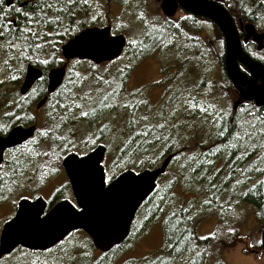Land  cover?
<instances>
[{
  "label": "trees",
  "instance_id": "obj_1",
  "mask_svg": "<svg viewBox=\"0 0 264 264\" xmlns=\"http://www.w3.org/2000/svg\"><path fill=\"white\" fill-rule=\"evenodd\" d=\"M209 1L220 4L238 24L250 23L256 31L264 24V0H235V4H228V0ZM126 5V0H13V4L6 7L4 0H0V31L5 33L0 37V59L5 71L14 78L15 98L22 102L17 89L26 65L32 64L44 75L27 97V113L47 95L45 76L48 70L64 64L60 47L84 28L104 26L112 7L118 6L119 14L127 18L135 13ZM187 15V32L166 18L152 21L150 27L141 26L142 36L127 41L123 52L124 56L130 57L129 63L108 73V83L93 99L80 100L83 104L82 110L76 114L77 119L69 112V115L57 121L55 125L58 128L49 141L50 149L46 154L38 153V145L47 141V133L7 152L4 170L0 173V206L18 189H23L28 183L27 178L38 182L39 186L46 184L55 171L61 169V161L66 155L75 152L84 156L97 146L95 143L105 146L107 155L103 168L109 181L128 170L138 173L153 169L166 157L172 156L167 170L157 181L155 191L137 212V215L141 213L145 218L146 225L161 222L163 246L141 260L128 261L127 264H226L223 252L239 243L237 232L225 230L228 223L221 215L217 217L218 224L214 230L206 236L194 234L195 223L199 217L215 216L219 208H223L222 213L225 212L224 195H227L232 181L244 173L241 171L242 164L247 163L252 155L264 153V131L258 120L264 107L256 108L253 103H242L228 112H217L204 102L202 98L212 94L214 85L204 82V70L200 71V66L205 65V53L210 54L212 50L208 41L205 42L200 36L199 23L209 24L218 34L222 49L218 55L220 70L226 85L233 87L224 73V43L220 32L210 21ZM160 21L164 22L161 26ZM238 33L242 38L243 31L240 29ZM172 34L176 36L175 39L171 38ZM181 37L184 46L179 53L186 54L184 59L176 57L169 59L166 65L161 64V77L153 83L154 88L162 90L164 101L154 107L148 98L139 100L140 90L129 87L133 69L146 59L158 58L164 45ZM246 45H242L246 54L264 65V48L257 51L255 45L253 50L248 51ZM80 62L67 64L62 86L53 95H47L46 105L39 112L34 111V114L45 111L48 104L53 102L56 119L63 109L76 100L75 94L82 85L77 73ZM184 74L191 83L189 89L184 88L182 83L177 85ZM57 94L59 97H56ZM185 98L189 100L186 108L178 110V104L185 102ZM237 99L234 90L232 102L235 103ZM19 102L12 105L14 110L9 117L21 114ZM0 107L4 105L0 104ZM250 110L254 112L248 118L253 121L252 128H248L245 119ZM24 122L34 125V122L26 119ZM256 129L257 137L251 140L255 146L252 152L247 153L250 148L247 134ZM240 134L243 135L241 141L237 138ZM262 170L264 176V165ZM249 191L243 201L261 212L264 209V181ZM66 192H70L68 184L55 192L49 205L64 200ZM6 220L0 217V224ZM135 224L133 222L131 225L130 235ZM79 238L80 244L77 243ZM126 241L108 254H98L90 239L78 231L46 252L18 248L11 255L3 257L0 264H112ZM259 249L264 253L262 245ZM51 254L50 263L40 259Z\"/></svg>",
  "mask_w": 264,
  "mask_h": 264
},
{
  "label": "water",
  "instance_id": "obj_2",
  "mask_svg": "<svg viewBox=\"0 0 264 264\" xmlns=\"http://www.w3.org/2000/svg\"><path fill=\"white\" fill-rule=\"evenodd\" d=\"M156 1L166 19L174 18L177 11L182 10L213 23L224 43V73L238 95L233 109L242 103L264 107V65L250 58L242 48L251 42L261 51L263 34L257 33L250 23L240 24L241 38L230 14L214 1ZM4 3L9 7L13 0H4ZM11 23L14 26V21ZM126 44L124 36L112 35L109 25L84 28L60 47L64 64L46 73V94L53 95L62 86L69 62L111 63L122 56ZM208 45L215 54L212 43L208 41ZM43 76L39 68L26 65L18 94L26 96ZM47 95L35 104L36 112L46 105ZM35 132L36 125L15 126L0 137V167L5 151L33 139ZM105 154V147L97 145L84 156L68 154L62 159L61 168L74 204L61 200L50 206L42 198L17 202L13 216L0 227V260L18 248L40 253L49 251L78 231L83 232L93 249L101 254H108L127 240L138 210L155 191L172 156L166 157L158 167L138 173L128 170L106 183L102 165Z\"/></svg>",
  "mask_w": 264,
  "mask_h": 264
},
{
  "label": "rangeland",
  "instance_id": "obj_3",
  "mask_svg": "<svg viewBox=\"0 0 264 264\" xmlns=\"http://www.w3.org/2000/svg\"><path fill=\"white\" fill-rule=\"evenodd\" d=\"M141 3L142 5L137 7V5H140ZM126 4V6L130 8L129 10H133L135 13L131 14L127 18L126 16L119 14L118 6L112 7L110 14L104 22V26L101 25L95 27L102 28L109 25L111 27L112 35H122L127 41H129L142 36L143 31L141 26L150 27L152 25V21L158 22L161 18H164L159 10V4L156 0H126ZM228 4H235V0H228ZM188 16L189 15H187L184 11L178 10L174 18L169 20L174 26L187 32L186 26L189 22ZM236 16H238V14H236ZM238 17H235L236 20ZM163 23V21H160L159 25L161 26ZM240 24H244V22H241ZM240 24L235 22L238 31L240 30ZM199 26L201 28V38L204 39L205 42L210 41L216 52V54H213L212 52L210 54L205 53V65L200 66V71L204 70V82L206 84L214 85L212 94L202 99L204 102H207L211 110L217 112H228L230 109H233L234 102H232V99H234V90L226 85L220 70L218 55L222 52L221 42L218 34H216L214 29L209 24L201 22L199 23ZM260 27L259 31L256 32L264 35V24H261ZM171 38L175 39L176 36L172 34ZM183 46L184 40L182 37L179 40H172L164 45V48L158 55V58L146 59L133 69L129 78V87L133 90H140V94L138 96L139 100L142 98H148L149 102L154 107H158L160 102L164 101L162 90L157 87L154 88L153 83L157 82L161 77V64L166 65L169 63V59L176 57L184 59L186 54L179 53ZM246 48L248 51L253 50L255 48V44L253 45L248 43ZM129 60L130 57L128 58L122 54L117 61L111 63L93 65L88 62H80V65L77 66V68L79 67V69H77V73L81 77L82 85L80 90L75 94L76 100L63 109L55 119L53 115L55 112V105L53 102L48 104L45 111H42L38 115L34 114V109L32 108V111L28 113L26 112L25 116L21 113L19 116L15 115L14 117H9L14 110L12 105L20 100L15 98L13 94L14 89L12 83L14 78L5 71L3 61L0 59V104L4 105L3 108L0 107V131L5 128H9L13 124L21 125L25 119L29 120L31 123L34 122V125L36 126L39 124L38 132H36L31 141L36 140L39 135L43 136L47 133V141L38 145V153L42 155L46 154L50 149L49 141L58 128L55 125L57 121L62 119L63 116L69 115V112L70 116L77 119L78 116L76 114L82 110L81 105L83 104L80 100L93 99L101 91L103 86L108 83L109 80L107 74L111 73V71L116 67L127 65ZM71 65L72 64H70V67ZM67 70L69 71V69ZM186 78L187 76L184 74L180 81H178L177 85L182 83L184 84V88L187 87V89H189L188 87H190L191 83ZM199 80H201L200 77ZM184 100L185 102H180V105L178 104V110L186 108L189 100L186 98ZM6 107H8V109H6ZM240 111H242V109L239 110V112ZM253 114L254 112L250 110L247 117H245L248 128H252L254 126L253 121L248 119L253 116ZM258 120H260V122L258 121L259 126H262L264 129V112H262L261 116H258ZM257 134V129L252 130L247 134V139L250 141V148L247 150V153L252 152L255 142L252 144L251 140L254 139V137H257ZM237 138L241 141L243 135L240 134ZM95 144L103 146L101 143ZM72 154L83 156L75 152ZM242 165L243 168L241 171L243 170L244 173L232 181L230 187L228 188L229 190L227 191V195H224L223 200L226 201L224 204L225 212L222 213L223 208H219L214 214L215 216H203V218L199 217L198 222L195 223L194 234L199 236L209 235L218 224L217 217L221 215V217L226 218L228 223V225L225 226V230L229 232H237L239 240V243H237L234 248L223 252V259L225 263L264 264V254L263 251L259 249L261 242L259 237L263 232L264 225V209L260 212L255 207L249 206L243 201L245 194L264 179V176L262 175L264 153L259 152L252 155L249 161H247V163H243ZM3 170L4 164L0 167V173H2ZM27 180L28 183L23 186V189H18L4 205L0 206V217H4L7 220L9 217L11 218L14 214L17 202L21 199L32 201L36 198H42L46 202L50 203L55 192L68 184L62 168L56 170L50 180L42 186H39L36 181H30L29 178H27ZM106 181H109L107 176ZM65 195L68 198L65 197L64 200H68L70 203L74 204L71 191L66 192ZM175 199H177V197H175ZM134 222L136 224L130 237L118 251L112 264H127L128 261L141 260L150 253L158 251L162 248L163 236L160 221L152 224L148 223V225H146L145 218H143L142 214L139 213V215L136 214ZM2 224L3 223L0 224V227ZM73 242L74 240H72V243ZM77 243H81L80 238L77 240ZM53 254L41 257L40 259L50 263ZM98 254L100 253L98 252Z\"/></svg>",
  "mask_w": 264,
  "mask_h": 264
},
{
  "label": "flooded vegetation",
  "instance_id": "obj_4",
  "mask_svg": "<svg viewBox=\"0 0 264 264\" xmlns=\"http://www.w3.org/2000/svg\"><path fill=\"white\" fill-rule=\"evenodd\" d=\"M158 3V2H157ZM159 4V3H158ZM24 75V74H23ZM22 79H23V77H22ZM21 84V83H20ZM31 92V91H30ZM30 92L26 95V96H23V97H21L20 96V98H21V100H22V102H19L20 104H21V113H22V115L23 116H25V114H26V111H25V109H26V104L29 102V99L27 98L28 97V95L30 94ZM44 97V96H43ZM31 102H33V99L31 100ZM18 103V102H17ZM35 107V106H34ZM34 111H35V108H34ZM29 112H31V110L29 111ZM36 112V111H35ZM15 126H23V127H28V126H30V125H28V124H25V122H23L21 125H11L9 128H5V129H3V130H1L0 131V137H4V136H6L7 135V133L10 131V129H12L13 127H15ZM3 132H5L4 134H2ZM9 150H7V151H5V153H4V156H3V163H2V165L4 164V158H5V156H6V154H7V152H8ZM1 165V166H2ZM263 233H264V228H263V232L260 234V239L262 238V235H263ZM262 245V248H264V238H262L261 239V242H260V245L259 246H261ZM264 254V253H263Z\"/></svg>",
  "mask_w": 264,
  "mask_h": 264
},
{
  "label": "snow or ice",
  "instance_id": "obj_5",
  "mask_svg": "<svg viewBox=\"0 0 264 264\" xmlns=\"http://www.w3.org/2000/svg\"><path fill=\"white\" fill-rule=\"evenodd\" d=\"M85 2H87V0H85ZM17 11H19V9H17ZM7 28V26H5V29ZM5 35V33L3 31H0V37H3ZM12 45L9 44V48H11ZM37 47H39V45H37ZM41 63H44V61H41ZM262 131H264V129H262Z\"/></svg>",
  "mask_w": 264,
  "mask_h": 264
},
{
  "label": "bare ground",
  "instance_id": "obj_6",
  "mask_svg": "<svg viewBox=\"0 0 264 264\" xmlns=\"http://www.w3.org/2000/svg\"><path fill=\"white\" fill-rule=\"evenodd\" d=\"M43 21V20H42ZM26 39V38H25ZM44 48V47H43ZM238 166V165H237ZM261 166V165H260ZM256 173H257V171H256ZM258 173H259V171H258ZM234 185V184H233ZM254 189V188H253ZM250 192V191H249ZM248 194V193H247ZM237 203V202H236Z\"/></svg>",
  "mask_w": 264,
  "mask_h": 264
}]
</instances>
